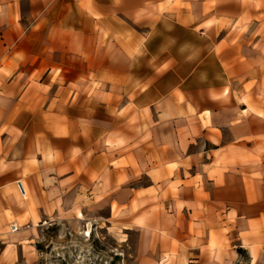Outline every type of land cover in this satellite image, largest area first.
I'll use <instances>...</instances> for the list:
<instances>
[{
  "label": "crops",
  "instance_id": "obj_1",
  "mask_svg": "<svg viewBox=\"0 0 264 264\" xmlns=\"http://www.w3.org/2000/svg\"><path fill=\"white\" fill-rule=\"evenodd\" d=\"M61 216L264 264V0H0V244Z\"/></svg>",
  "mask_w": 264,
  "mask_h": 264
},
{
  "label": "rangeland",
  "instance_id": "obj_2",
  "mask_svg": "<svg viewBox=\"0 0 264 264\" xmlns=\"http://www.w3.org/2000/svg\"><path fill=\"white\" fill-rule=\"evenodd\" d=\"M38 225L31 246L14 250L13 256L0 244V264H135L134 233H115L102 223L73 216Z\"/></svg>",
  "mask_w": 264,
  "mask_h": 264
},
{
  "label": "built area",
  "instance_id": "obj_3",
  "mask_svg": "<svg viewBox=\"0 0 264 264\" xmlns=\"http://www.w3.org/2000/svg\"><path fill=\"white\" fill-rule=\"evenodd\" d=\"M17 187H18V190H19L20 194H21L22 196H26V194H27V193H26V190H25V188H24V186H23V184H22V182H21L20 180L17 181ZM11 230H12V231L17 230V227H16L15 224H12V225H11Z\"/></svg>",
  "mask_w": 264,
  "mask_h": 264
},
{
  "label": "bare ground",
  "instance_id": "obj_4",
  "mask_svg": "<svg viewBox=\"0 0 264 264\" xmlns=\"http://www.w3.org/2000/svg\"><path fill=\"white\" fill-rule=\"evenodd\" d=\"M86 235H88L89 233H85Z\"/></svg>",
  "mask_w": 264,
  "mask_h": 264
}]
</instances>
